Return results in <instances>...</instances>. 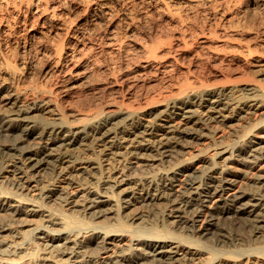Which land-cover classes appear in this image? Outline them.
Instances as JSON below:
<instances>
[{
	"label": "bare ground",
	"instance_id": "6f19581e",
	"mask_svg": "<svg viewBox=\"0 0 264 264\" xmlns=\"http://www.w3.org/2000/svg\"><path fill=\"white\" fill-rule=\"evenodd\" d=\"M115 1L122 0H0V136L11 142L2 155H16L0 175L7 184L0 186V264H175L179 254V264L204 254L203 264H237L241 256L264 264V134L253 133H264V119L237 132L233 144L220 134L264 114V40L251 34L248 14L236 19L253 3L132 0L117 16ZM206 2L220 21L216 30H194L196 7ZM195 34L201 51L191 47ZM41 59L49 60L44 83L33 73ZM202 66L224 81L211 83ZM102 71L130 97L143 82H165L166 93L137 106L63 108L60 94L100 81ZM165 159L174 160L167 169L130 173L132 161L144 167ZM43 169L53 174L46 184L34 180ZM162 201L166 218L154 209L161 229L134 226L148 220L137 210ZM224 216L248 224L249 249L203 244ZM101 218L112 225L96 224ZM127 237L120 254L102 258ZM62 241L58 261L41 256Z\"/></svg>",
	"mask_w": 264,
	"mask_h": 264
},
{
	"label": "rangeland",
	"instance_id": "374dc122",
	"mask_svg": "<svg viewBox=\"0 0 264 264\" xmlns=\"http://www.w3.org/2000/svg\"><path fill=\"white\" fill-rule=\"evenodd\" d=\"M242 1H244V3L251 1L250 3H253V5L248 7V8L246 6V8L244 9V12L240 16H238L236 19L241 18L242 20H244L245 14H246V17L250 16L251 18L248 17V20H247L249 23L247 21L246 22L248 24H250V26L252 27L251 34L253 36L258 37V39H260V40H264V2H261L259 0H242ZM206 3H205L206 6H205L204 3H200L202 6L199 7L200 4H198L199 6L196 7L198 9V10L196 9V11H198V13H200V14H197V12L195 11L196 15L195 16L193 15L194 17H197L199 15L198 18H196L198 20V21H196V25L197 26L194 25L195 24L194 20H196V19H194V18L192 19L194 21L193 22L194 24L192 23V27L194 28V30H196V28H197L198 31L202 30V29H205L208 32L211 28L214 29V30H216V28H217L216 25L219 23L220 20L216 19V18H214V16H212L213 11H214L213 7L215 8V5L212 4V3H211L212 5H211V4H209V2H206ZM113 5H114L115 10H116L115 14L117 13L118 15L117 14L116 15L119 16V14H121L124 11L125 8L128 9V8H130L133 5V1L132 0L115 1V3ZM211 7H212V9H211ZM139 9L140 8H137V10H139ZM199 9L202 10V11H200ZM247 10L249 11V13H247L248 12ZM247 14H248V16H247ZM154 15L156 16L157 14H154ZM249 18H250L251 21L249 20ZM150 22H151V24H150ZM152 22H153L152 20L149 21L148 26H152ZM161 24L163 25V24H166V23L162 21ZM162 25H160V26L162 27ZM164 26L165 25H163L162 28H165V27L167 28L168 25H166L165 27ZM198 26H199V28H198ZM198 31H196V32H198ZM210 31H212V30H210ZM196 37L197 36L195 34V37H193L194 39L192 38V40H191L192 43L194 42L193 40H195ZM256 37H254V38H256ZM177 42H175L177 46L180 45V46L183 47V45H181L180 42H178V43H180L179 45H178ZM194 43H195V45L193 44L191 46V47H193L192 49L194 50V52L195 51H201V48L199 47V44L196 41ZM41 60L37 61V63L34 65L35 69H33V73L35 74L34 78L36 79V81H40V82L44 83L45 81L48 80L47 79L48 77L46 75V70H47V67L49 65V63H48L49 60L48 59H43L42 61ZM42 62H43V64H42ZM101 63H102V61H101ZM206 66H208V65H206ZM206 66H202L203 68L202 69L200 68V69L202 70V72H204V76L211 80V83H215V82L216 83H220V82L224 81L223 77H220V78L215 77L216 71L213 70L211 67H209V68L207 67L205 69L204 67H206ZM101 75H102V77H101ZM103 75H104V79H103ZM98 76H100V77H96L95 79H101L100 81L103 80L104 82L103 81L102 82L104 84L102 82H101L102 84L98 83L100 81L93 80L90 83L91 85L89 83L87 85L86 84L85 85L82 84L81 85L82 87L80 86L77 89L69 90L68 94L67 93H63L62 95L60 94L61 97L59 96V98H60L61 104L63 105V108L64 109H78V107L76 105L79 106V103H81L80 105L82 106V103L84 104V102H86V101L90 102L89 104L93 103L91 105L92 106L91 108H96V107L98 108V107H100V105H101V107L102 106L103 107H108L109 105H111L109 107H114V105L118 106V105H121V104H124V103H125V105H135V106H137V104L139 105L141 103L142 104L145 103V101H147V100H145V98L148 99L149 96L153 97L152 99H156L157 100L158 96H159L158 95L159 93H163L164 91L166 93L165 82H162V81H159L157 83H152V82H150V83L146 82L145 83V82H143V83H140L138 85V87H137L138 91H136V95H137L138 92H139V94L137 96L135 95L133 97H130V96H128V90L127 89H121L119 84H111L110 82H109L110 83L109 84L108 81H107V79H108L107 75L103 71H102V73L100 75L98 74ZM105 79H106L107 82H105ZM94 84H96V85L94 86ZM88 85H89V87H88ZM146 93H149V95L146 94ZM143 94L144 95L146 94V95L144 96ZM141 95H143L144 98ZM79 97H81V98H79ZM141 97H142V99H141ZM151 97H149V101H150ZM85 98H86V100L84 101ZM137 99L140 100V101H138ZM80 100L81 101L83 100V101L79 102ZM94 104L95 105L97 104V105L95 106ZM71 106H73V107L75 106V108H73ZM80 107H79V109H80ZM82 107H85V106L83 105ZM257 118L260 119V120H263L264 119V114L262 116H258V117H254V116L250 117V119H252V120H247L246 119V120H243L241 122H235L232 125H229L227 128H220V130H221L220 134H222V133L225 134L224 141H226L228 144H233L235 142V140H236V137L239 136L237 134V132H240V134H242V130H249L251 128L250 125H252L253 120H255ZM253 133L254 134H258L257 135L258 138H260V136H262V134H264L260 130L259 131H254ZM10 144H11L10 140L6 139L5 137L0 136V175L3 173V171L1 169L3 167H5V166L11 167L13 161H15V159H16L15 158L16 155H10V154L9 155L5 154L6 156L2 155L3 151H6ZM195 146H196V149H198V151H199L200 149L203 150L204 148H206L207 145H195ZM212 149L213 148L209 149L208 154L212 151ZM208 154H207V156H208ZM211 154H212V152H211ZM207 156H205V157L207 158ZM173 161L174 160H171V159L170 160L169 159H165V162H162V163L161 162H153V163L149 162V163H144V164H148V166L145 165L144 167L143 166H139L138 167V164H136V160H135V161L131 162L130 166H132V170L130 171V173H132L133 175H141V174H144V173L152 172L153 170L167 169V168H169L172 165ZM222 164H223V162H222ZM195 167H197V166H195ZM191 173L194 176L198 175V172H197V170H195V168L191 170ZM41 178H42L43 183L47 182L48 179L52 180L53 179V174H52L51 170L43 169L34 178V180H38V179H41ZM0 181H1V179H0ZM3 181H5V180H3ZM1 183L2 184H0V186L7 187V186H5L7 184H3V182H1ZM179 185H180V183L177 184L176 193H177V190H181V191L183 190V188L180 187ZM237 187L238 188L242 187V189L246 188L242 184H238L236 186V189H238ZM38 193H39V190L35 189V188L30 190V192H29V194H30V196L32 198L37 197ZM163 202L164 201L156 203V204H151V205L147 206L146 208L143 207V208H140L139 210H137V212H141V213L145 214L146 216H148V220L146 222L138 221V222L134 223V226L140 227V228H144V229L146 227L147 228L150 227V229H151L152 226H153L152 228H154V226H157V227L160 226L159 229H161L162 228L161 225L163 224L161 222V220L163 221L164 219H162L161 217L156 216L154 213H156L155 211H157L160 208L159 210H161V212H164L163 214L162 213L161 214L164 215V217L166 218V215L169 214V210H168L169 206H167ZM207 206H212L211 210L216 212L215 211V205H214L213 201L208 203ZM52 207L55 208V209H59L58 205H54ZM154 209H155V211H154ZM127 213H129V212H127ZM75 214H77V213H74V215ZM162 215H160V216H162ZM155 222L157 223V225L155 224ZM212 222L216 223V226L209 227L210 228L209 231H208L209 233H206L207 235H205L203 238L200 239L203 242V244L205 243L206 245H209V246H213V247L215 246V248H218V249H220L222 251H226V252L231 251L232 252L233 249H234L233 251H241L245 247L247 249H249L251 243H253V242H251L250 232H249V229L247 227V225H248L247 223L239 221V220H235V219H233V217H226V216H224L220 220L216 218ZM37 223H39L38 220L33 222V223H31V224L36 225ZM95 223L98 224V225H112L113 221L110 220V219L101 218V219L95 220ZM33 225H30L29 227H26L25 229L26 230H30V229L33 228ZM168 226H170L168 228H170L171 231H172V228H173L174 224L171 223V225L169 224ZM197 226L200 227V224H198ZM180 232H181V230L177 231V233H180ZM221 235H225L226 237H228L229 239H231L233 241H230L227 244H224V243L216 244L215 238L216 237H220ZM128 239L129 238L127 237L125 239V241L123 243H121L122 245H119V243L112 244L109 247V251H108L109 253H107V254L101 253L100 255L103 258V257H106L107 255H111V254H112L113 257L115 255L120 254L121 251L128 246V245H125V242H127ZM54 243H52V244H54ZM232 243L235 246L232 245ZM240 243H242V244H240ZM249 243H250V245H249ZM55 244H54V246H58L57 248L49 247L48 250H46L45 253H43L41 256L48 257V258H50L51 260H54V261H58L62 257V255L58 251L61 250V247H62V244H64V241L56 242ZM32 247H33V245L29 246V249L26 250L27 253L30 252V248H32ZM253 247H256V246H253ZM246 248L244 250H247ZM89 256L91 257V256H95V255H94L93 252L88 251L87 252V258H89ZM238 256H240V255H238ZM238 256H237V258H238ZM205 257L207 259L208 255L207 254H204V256L202 255L199 258L200 260L197 259V262L194 261L193 263L194 264H203L201 262L203 260H204L203 262L206 261ZM241 257L238 258L240 261H236L237 264H244L247 261L245 258H243V257L241 258ZM176 258L177 259L179 258L178 259L179 262L177 261L175 264H179L181 255L180 254L178 256L176 255L175 259ZM252 260H254V259H252ZM78 263H80V262H78Z\"/></svg>",
	"mask_w": 264,
	"mask_h": 264
}]
</instances>
